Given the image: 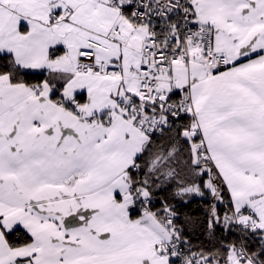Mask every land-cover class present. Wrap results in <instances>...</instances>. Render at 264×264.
Masks as SVG:
<instances>
[{
  "label": "snow or ice",
  "instance_id": "obj_1",
  "mask_svg": "<svg viewBox=\"0 0 264 264\" xmlns=\"http://www.w3.org/2000/svg\"><path fill=\"white\" fill-rule=\"evenodd\" d=\"M0 264H264V0H0Z\"/></svg>",
  "mask_w": 264,
  "mask_h": 264
}]
</instances>
